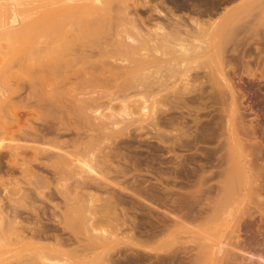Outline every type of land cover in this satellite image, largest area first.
Masks as SVG:
<instances>
[{
	"label": "rangeland",
	"instance_id": "rangeland-1",
	"mask_svg": "<svg viewBox=\"0 0 264 264\" xmlns=\"http://www.w3.org/2000/svg\"><path fill=\"white\" fill-rule=\"evenodd\" d=\"M136 1L97 0L94 4L96 6L95 9L96 11L100 10L99 14L104 15L105 20L95 22V24H99L98 26L93 23L95 26L94 30L93 27H90L92 23L89 25V29L92 30L94 35L91 30L84 32L85 24H88L85 18L81 17L84 20L80 19L81 23L79 24L75 22L77 27L83 23L80 27L81 29L84 28L83 32H81L84 35L75 36L78 39L74 37L75 41L72 39L73 42L68 43L69 46L65 45V48H68L62 50V54L60 53L61 58H64L62 62H59L60 64H56L53 69L54 71L51 69L50 71L49 67L45 66L46 64H37V62L32 66L26 67L25 65L24 67L22 66L24 65L22 60V63L20 60H16L17 62L14 61L10 64L6 82L1 85L3 86L2 90H5L4 93L9 95L11 101L2 108V118H0L1 122L5 119H9L8 121H10L7 129L8 134H4L0 138V181H4V186H7V189L9 188L8 190H10L9 192H11L12 196L17 186L15 183H19L18 185L24 187V191H26L23 195H17V197L14 195L15 198H13L14 196L8 198L7 192L3 193L0 190V196L3 198L1 206L3 210L5 209V213L8 212L7 217L12 216V214H20L18 219L23 227L36 228V226H44L43 228L50 230L51 233L47 234L51 238L40 240L44 244L54 243L53 236L66 238L68 242L65 240L67 244L64 246L65 252L61 256L51 257L49 261H45L46 264H216L217 258L213 257L214 243L216 240H219L220 236L226 233L225 227L222 225L221 216L214 224H210L209 222V225H207V227L214 226L215 224L222 225L220 230L217 229L218 234L213 236L208 230L200 228L205 222L190 221L188 223L186 221L184 224L187 225V228H184L175 222L173 224L174 219L172 215L175 213V215H180L185 209H191L190 211L194 213L203 207L207 208L206 204L209 203L210 200L208 199L211 196L213 203L217 202L220 205L219 207L222 206L220 208L222 209L221 212L225 211V209L228 210L226 208L228 205H231V207L228 206L230 210L236 212L242 205L243 201L237 195L232 194V197L230 195L227 197L225 195L221 196L223 195L222 193L217 194L216 192L210 193L209 195L212 194L211 196L205 194L208 193V187H214L213 189L219 187L220 182L224 180L221 179L222 177L208 180L209 183L208 181L203 182L200 179L203 176H207L209 171H216L214 168H207L208 161L204 159L212 156V159L209 158V162L212 160L214 163L218 158L227 155L226 152L229 144L227 142H231L232 139L230 128L231 130L234 129L235 135L238 139L240 138L241 143L246 148L248 157H245V159H249L250 162L245 159L244 161H248V167L253 168L255 164L257 165L259 159L261 160L260 162L264 159L263 124L260 125L256 121L250 109V104H248V99L243 98L238 90V88L246 90V87L250 86L251 83L254 85L262 84L259 76L254 79L242 77V80L239 81L235 73L234 75L232 72L229 73V78H232L234 87L238 90H235L238 94L235 93L237 103H241L240 105L237 104L239 106L237 107L236 105V111L232 112L229 105L230 99L226 95L225 102L228 103L224 102L223 104L225 105L211 103L210 100L208 102L210 93L207 91H210L209 85L211 83H207L209 82L207 81V75L213 69V64L209 57V60L204 59V61L202 58L199 59V62H192V65H196V67L189 64L193 69H197L193 72L198 73L200 78L195 83H191L189 88H187L188 90L183 89L184 82L181 83L178 76L175 77L176 79L174 77L169 78V74H171L169 70L162 71V68L159 71H155L158 73H155L153 70L148 74L149 70L145 72L142 70V66L138 68L136 65H138L139 53L151 55L153 51L148 49L145 51L133 49L135 46H138L136 45L138 44V37L131 30H127L124 23L126 15L130 16L136 13L138 16L145 18V16L147 17L152 12L147 8L140 7V1L142 0ZM158 1L150 0V3L155 4ZM243 1L230 0L227 2L228 4L225 3V6H231L230 9L236 12ZM252 1L256 2L257 0H250L251 5L242 11L245 15L241 14L243 16L242 20L248 22L250 20L249 23H253L256 17L262 20V26H264V0H258L261 3L258 8L256 7L259 5L258 1L256 3ZM33 4H36V2ZM7 6L5 22L8 30L12 31L19 26L20 19L18 16L16 17L14 6ZM177 13L180 14L181 12ZM77 16L78 14L73 19L80 18ZM155 17L152 16V20L147 24L148 26H153L155 22L160 20L159 18H157L158 20L153 19ZM14 18L15 22H12ZM96 19L98 20V18ZM76 24L74 25L76 26ZM121 24L123 25L121 26ZM73 27L70 26V28L74 29ZM72 29H69V31L73 33L78 28H75L76 30L73 31ZM69 31L68 33H70ZM117 33L119 36H117ZM222 33L220 35L223 37L221 40L225 37V44L222 42L226 48L234 47L238 43V41L235 42L236 39H240V35L242 34L237 33L238 37L236 33L233 35V32H231L232 34H227V31ZM225 33L229 36L224 35ZM127 37H129L130 41L127 40ZM201 40L202 43L207 42V44L210 41V39L204 37ZM105 46L108 57H102V55H99L100 52H98L102 47L105 48ZM125 47L126 50L123 49ZM130 48H132L133 53L130 52ZM85 51L87 55L88 53H94L89 61L84 58L86 55ZM135 53L138 54L134 55ZM81 54L84 56L82 57ZM1 66L0 59V69ZM129 68H133L135 74H131L133 76L129 77L128 80L126 71ZM136 69L142 70V72L140 73L139 70L137 72ZM144 72L146 73L145 75ZM153 73L155 74L153 75ZM156 74L157 77L159 76L163 79L168 77L166 79L167 82L162 87V91L158 94L151 93V91L145 92L146 89L152 88V85L153 87L158 85L157 83L154 84L155 80L159 79V77H156ZM204 76H206V80ZM147 78L148 83H146ZM149 80H153V84L152 82L149 83ZM213 80H217V77L214 76ZM146 84L150 86L146 89L145 87H141L143 85L147 87ZM136 87L142 90H138ZM203 88L205 93L204 100H206L204 103L206 105L204 103V105H197V103L188 102V98L195 97ZM221 88L225 91V88ZM75 90L76 92H74ZM141 92H144L145 96ZM204 128L208 129V134L212 131L214 135V132L217 131L215 135L217 134L219 137L217 135L213 137L212 135L210 139H207L209 138V135L206 133L207 131L201 132ZM209 128L213 129L210 131ZM220 129H224L226 132L223 130L222 133ZM227 131L230 132L229 136ZM205 134L208 136L206 137ZM196 137L197 139L195 140ZM254 137H257V139H254ZM257 145L261 146L262 150H259ZM16 146L21 148L17 150L18 154L15 151L11 153L13 150L11 148ZM257 147L260 152L258 155L256 153L258 152L256 150ZM250 149L253 151L252 155ZM75 152L76 157L82 160L81 166L77 167L79 175L77 177L83 178L87 182L89 181L88 183L91 185L89 187L88 184L87 187L79 190L78 194L70 193L73 188L72 186H74L73 184L76 183V179L72 176L70 177L68 172L63 169L64 167L61 165L59 156H63V154L66 156L67 153L75 154ZM238 155L239 153H236V157ZM262 155L263 159H261ZM252 156L257 159L253 161L254 158L252 159ZM14 157H18L17 160ZM250 163L252 166H250ZM262 165L264 166V161ZM223 166L222 168H227V165L224 164ZM261 171L260 175H263V178L261 177L260 179L264 182V168ZM31 173H35L38 176L37 179L40 180H37L38 190L28 184V180L30 181L31 179ZM95 182H100L97 184L100 185L96 186ZM185 185L186 188L184 187ZM0 187L3 188V186ZM49 190H52L51 194H49ZM136 194L140 197L134 198V196H137ZM75 195H79L76 197L80 199H76ZM121 196L122 200L120 199ZM185 196L186 198L183 200L182 197ZM206 196H208L207 200H205ZM193 197L196 198L194 199ZM81 198L87 199L81 200ZM230 198L231 202L229 201ZM76 201L80 205L77 209L81 207L79 213L76 208L77 211L72 209ZM82 202L83 204H81ZM192 203L194 205H191ZM222 204H226V206ZM55 205L58 207L56 208ZM170 205L171 208H169ZM209 205L212 206V204ZM247 205L253 211L254 207L251 204ZM171 209L172 211H170ZM69 212L71 213L69 214ZM94 215L95 217L92 218ZM90 216H92V220H90ZM6 221L8 220L5 218ZM257 221L258 219L256 218L255 222ZM57 223H62V225ZM163 223L169 224L164 225ZM163 226L166 227L164 228ZM128 227L132 228L131 231ZM91 228L93 231L90 230ZM94 228L96 231H94ZM102 230L105 231L103 232ZM131 233L133 234L131 235ZM95 241L99 244L101 242L102 244H108L102 246ZM7 243L8 240H5L1 242L0 246ZM95 244H98L99 248L100 246L103 248L99 249L97 248L98 245L96 247ZM6 252L8 255H2L4 257H1L0 264L43 263L39 260V257H35L37 256L36 254L27 256L28 253L26 254V251L20 252L15 250V253L12 250Z\"/></svg>",
	"mask_w": 264,
	"mask_h": 264
},
{
	"label": "bare ground",
	"instance_id": "bare-ground-1",
	"mask_svg": "<svg viewBox=\"0 0 264 264\" xmlns=\"http://www.w3.org/2000/svg\"><path fill=\"white\" fill-rule=\"evenodd\" d=\"M96 1L97 0H0V59H1V65H2L1 69H0V86L6 82L7 75H8L9 70H10V68H9L10 64L16 60H20V61L22 60L23 64H24L22 66H24V67H25V65H26V67L32 66V65H34V63L38 62L37 64H42V65L46 64L45 66L49 67L48 68L49 70L51 69L52 71H54L53 69L56 66V64L59 62H62V59L64 58V57L61 58L60 53L62 54V50L68 48V47L65 48V45L69 46L68 43H71V42L75 41L76 39H78L77 38L78 35H81L82 34L81 32H83V30H84V28L81 29V27H80L81 25H83V23L80 24L78 27H77L76 23H78V24L81 23L80 19L85 18V20L88 21V24H85V30H84V32H85V31L91 30V29H89V25L91 23L95 24V22H97V21L98 22L100 20H101L100 22L103 21L104 15H100L99 14L100 10L96 11V9H95L96 6H94V4ZM228 1H230V0H159L157 3L152 4V3H150V0H142V1H140L141 2L140 7L141 8H147L152 13H150V15H148L147 17L145 16V18L138 16L136 13H135V15H130V16L126 15L127 16L126 21H125V23L124 22L123 23H124V26L127 30H131L138 37V44H136L138 46H135L133 49H139L142 51H145L148 49V50L153 51V53H151V55L139 53L141 56L138 55L139 56L138 57L139 63L137 62L138 65H136V66L138 68H140V66H142L143 67L142 70H144L145 72H147L149 70L148 74L150 71L152 72L154 70V72H155V71H159V69H162V68H163L162 71L169 70L171 73V74H169L170 75L169 78L174 77V79H176L175 77L178 76L181 80L180 82L181 83L184 82L183 83V86H184L183 89L184 90H188L187 88H189V85H191V83H195L200 78L198 73L193 72L196 68L193 69L191 67L192 62H194V63L199 62L200 61L199 59H202V58H203L202 60H204V59L209 60V58H210L211 62L213 64V69L210 73L211 76L209 73H208V75L206 74L208 77L207 81H209V82H207V81L206 82L209 84L211 83L209 85L210 91H207L210 93V96H208V102L210 100L211 103H217L218 105H220L226 101V97L228 96V99H230V101L229 100L228 101H229V105L231 107L232 112L236 111V105L239 103H237V97L235 95V93H236L235 90H237V89L234 87L235 85H234L232 78H229V73L232 72L233 75L235 73L236 74L235 76L238 77L239 81L242 80V77H249L251 79H254V78H257V76H259V79L262 81V84H260V85L255 84L256 85L255 86L254 84L251 83L250 86L246 87V90H240L239 88H238V90H239V93L242 94L243 98L248 99V104H250V109L252 110V113H253L256 121L260 125L263 124V133H264V26H262V24H263L262 20L257 19L256 17L253 20V23H249L250 22L249 19H248L249 22L242 20L243 19L242 15H244L242 13V11L246 10V7L248 8V6L251 5L250 0H244L243 3H241L242 5L239 6V9L236 10V12H235V10L230 9L231 6H225L226 5L225 3H227ZM34 2H36V4H33ZM258 4L259 5L256 6L257 8H258V6H260L261 3L258 1ZM7 5L14 6V8H15L14 12L16 14V17L18 16L20 19L19 26L16 27L15 29H13L12 31L8 30V28L6 27L7 26L6 22H5L6 8L8 7ZM134 6H135V4H134ZM177 12H179V13L181 12V13L178 14ZM77 14L80 18L79 19L75 18L76 20H74L73 17L74 16L76 17ZM103 14H105V13L103 12ZM126 14H127V12H126ZM152 16H156L153 19L156 20L157 18H159L161 21L159 20V21L155 22L153 26H148L147 24L150 23V20H152ZM96 18H98V20ZM107 18H109V17H107ZM82 20H84V19H82ZM12 22H15V18L13 19ZM74 24H76V26ZM92 24L90 27H93V30H94L95 26H94V24L92 26ZM69 25L72 27L74 26L73 27L74 29L70 28ZM95 25L98 26L99 24L98 25L95 24ZM122 25L123 24H121V26ZM66 27H68L69 29H72V31L76 30L75 28H78V29H77V31H74L72 33L69 31L68 28L66 29ZM79 28H80V30H79ZM260 28H262V30H260ZM68 31L70 33H68ZM224 31H227V34H230L231 32H233V35H234V33H236V34L242 33L243 35L242 34L240 35L241 36L240 39H236L235 42L238 41V43H236L235 45L233 44L234 47L231 46L229 48H226V46L223 45L225 37H224V39L221 40V38H223V37L220 36L222 32L224 33ZM91 32H92V30H91ZM89 34H91V33H89ZM92 34H93V32H92ZM238 34H237V36H238ZM83 35H84V33L81 36H83ZM224 35H226V33ZM75 36H77V37H75ZM117 36H119L118 33H117ZM117 36L115 35L116 38H118ZM74 37L76 39H73ZM203 37L210 39V41H208V44H207V42L206 43L201 42L202 41L201 38H203ZM80 38H82V37H80ZM72 39H73V41H72ZM127 40H129V37H127ZM129 41H126V42H129ZM74 44H75V42H74ZM224 44H225V42H224ZM99 47H101V46L99 45ZM103 47L100 49V51H98V52H100L99 55H102V57H108L106 46H105V48H103ZM123 49L126 50V47ZM129 50H131L130 52L133 53L132 48H130ZM83 54H81L82 57L86 54L84 56V58L87 59V61H89V59L92 58L94 53L93 54L88 53V55H87V52H86L84 55ZM136 54H138V53H135L134 55H136ZM73 55H72V57H73ZM76 55H77V53H76ZM69 59H70V57H69ZM69 59H68V62H69ZM22 61H21V63H22ZM189 64H191V65H189ZM136 66H135V68H136ZM192 66L196 67V65H192ZM99 67H101V66H99ZM102 68H103V66H102ZM133 68H129L128 71H126V74L128 75V80H129V77L133 76L131 74H133V73L135 74V72H133ZM44 69H46V68H44ZM137 70H139V69H136V71ZM142 70H139V72L141 73ZM169 71H166V72H169ZM145 72H144V75L146 74ZM49 73H52V72H49ZM155 73H158V72H155ZM155 73H153V75ZM214 76L217 77L218 81L213 80ZM156 77H157V74H156ZM210 77H213V78H210ZM230 77H232V76H230ZM166 79L159 77V79L157 80L158 82L154 79L155 80L154 84L157 83L158 85L154 86V87L152 85V88L150 87V89H152V90L146 89L150 86V85L148 86L147 84H146L147 87L145 85H143L141 87H145L146 90L143 88L145 90V92L151 91V93H157L158 94L162 91L163 85L167 82ZM204 79L206 80V76H204ZM146 80H147L146 83H148V78ZM152 81L153 80H151V81L149 80V83ZM152 84H153V82H152ZM220 86L225 88V91ZM136 88L138 90H142V89H139V87H136ZM136 88H134V89H136ZM2 89H3V86L0 87V118H2V108H4L11 101L9 95L5 94L4 93L5 90H2ZM203 90H204V88L201 89L200 92L195 97L188 98V102L194 103V104L197 103V105L203 104L204 101H206V100H204V98H205L204 94L205 93ZM74 92H76V90ZM105 92H107V91H105ZM141 93L145 96L144 92H141ZM209 93H207V94L209 95ZM103 94H105V93H103ZM225 95H226V97H225ZM206 99H207V96H206ZM238 100H239V98H238ZM203 105H201V106H203ZM213 105H215V104H213ZM223 105H225V104H223ZM239 105H237V107ZM143 108H144V106H143ZM193 108H195V107H193ZM199 108H201V107L199 106ZM199 108H198V110H200ZM228 115H230V114H228ZM240 119H242V118H240ZM255 119H253V120H255ZM8 120L9 119H5L2 122L0 121V138H1V136H4V134L5 135L8 134L7 129H8V126L10 125V121H8ZM238 120H239V117H238ZM221 121H223V120H221ZM257 122H256V124H257ZM231 124H233V123H231ZM231 124H230V126H231ZM223 125H224V123H223ZM213 127H214V125H213ZM215 128H217V127L215 126ZM212 129L213 128H209L210 131ZM223 130L224 129H222V130L220 129L221 132ZM205 131H207L206 133L208 134V129H205V128L201 132H205ZM215 132H217V131H215ZM215 132L213 135V132L211 131L208 134L209 138H207V139H210L212 137V135H213V137L216 136L217 134L215 135ZM230 132H231L232 139H231V142H227V143H229L227 152L225 151L227 153V155L224 157L218 158L214 163L212 162V160H211V162H209V158H211L212 156L209 158L206 157L208 160L203 158L204 160L208 161V166H206V167L207 168L209 167V169L214 168V169H216V171H209L207 176H205V177L203 176L202 178H200V177L199 178L203 182H205V181L211 180L215 177L216 178L222 177L221 179H224V180H222L220 182L219 187H217L215 189H213L214 187L213 188L208 187V189H207L208 193H205V194L209 195L210 193L216 192L217 194L222 193L223 195H221V196L225 195L227 197H228V195L231 196L232 194L237 195L242 199V201H243L242 205L237 209L236 212H233L232 210H230V208L228 206L231 207V205H228L226 207L228 210L225 209V211L221 212L222 209H220V208L222 206L219 207L220 205H218L217 202L213 203V200L211 201V198H212V196H211L212 194H211V195H209V196H211V198L208 199L210 201L208 204H206L207 208L203 207L202 209H200L194 213H192L190 211L191 209L190 210L185 209V211L183 210L184 212H181L180 215L179 214L175 215L176 213L174 215H172L173 219H174V221L173 220L172 221H173V224L175 222V223L179 224L180 226H183L184 228H187V225L184 224V223H186V221H188V223L190 221L191 222H194V221L205 222L204 224H202L200 226V228L204 229V230H208L213 236H216L218 234L217 229L220 230L221 226L224 225V227H225L224 230L226 233L223 236H220L219 240H216L214 243V249H213L214 256L213 257L217 258L216 264H264V195H263L264 194V184H263L264 182L260 179L263 176V175L262 176L260 175V172H262L261 170L264 168V166L262 165L263 161H264L263 155L261 158V159H263L262 162H260L261 161L260 159L258 161V163L260 162V164H258V163H257V165L255 164L256 166L254 165L253 168L248 167V165H249L248 161H244L245 157L246 158L248 157V154L246 153L245 146L241 143L240 138L238 139L237 136L235 135L236 133H234V129L231 130V128H230ZM230 132H228V136L230 135L229 134ZM235 132H237V131H235ZM202 135H200V136L202 137ZM208 135L205 134L206 137ZM237 135H239V134H237ZM251 135H253V134H251ZM36 136H38V135H36ZM217 136L219 137V135H217ZM221 136H222V134H221ZM231 137H227V138H231ZM259 138L263 139L262 137H259ZM196 139H197V137L195 138V140ZM254 139H257V137H254ZM261 139H259V140H261ZM261 141H263V140H261ZM261 141H260V144H261ZM198 142H199V140H198ZM253 142H255V141H253ZM179 145H181V144H179ZM263 146H262V148H263ZM258 147L256 150H258ZM260 147H259V150L261 149ZM11 149H13L11 153H13V151H15L18 154L17 150L21 149V148L19 146H16V147H12ZM253 149H255V148H253ZM259 150H258V152H256L257 155L260 153ZM15 152H14V154H15ZM263 152H264V150H263ZM212 153H214V152H212ZM236 153H239V155L237 157H236ZM252 153H253V151L251 152V155H252ZM14 154H12V156H14ZM17 154H16V156H17ZM73 154L67 153L66 156L64 154H63V156H61V155H59V156L61 159V165L64 167L63 169L68 172V175H70V177L72 176L76 179V183L73 184L74 185V186H72L73 188L71 187L72 191H70V193L73 192L74 194H78L79 190L87 187V185L89 184L88 183L89 181L87 182V180L77 177V176H79L78 172H77V167L81 166L82 160L78 159L76 157V152L74 155ZM208 155H210V154H208ZM17 158L18 157H16V158L14 157V159H16V160H17ZM56 158L58 159V157H56ZM253 158L254 157L252 156V159ZM252 159H251V161H252ZM255 159H257V158H254L253 161ZM245 160H249V159H245ZM249 162H250V160H249ZM224 164L227 165V168H222V166ZM20 166H21V164H20ZM26 166H27V164H26ZM250 166H252V164ZM201 169H202V167H201ZM217 169H219V170H217ZM194 170H195V172H197L196 169H194ZM198 171H199V169H198ZM253 171H254V173H253ZM28 172H29V170H28ZM202 172H203V169H202ZM64 173H65V171H64ZM37 177L38 176L35 173H33V174L31 173V177H30L31 179H30V181L28 180V182H29L28 184L35 187L36 189L38 188L37 187V183H38L37 180H39V179H37ZM70 177L68 176L69 179H71ZM77 180H79V181H77ZM94 181H97V180H94ZM197 181H199V180H197ZM98 183H100V182H97V183L95 182L96 186L100 185V184L97 185ZM208 183H209V181H208ZM18 184L19 183H15V185H17V186L15 188V193L13 194V196L15 195L16 197H17V195H23L26 192V191H24V187H21ZM41 185H42V183H41ZM0 186H3V188L0 187L1 192H3V193L7 192L8 198L12 196L11 192H9L10 190H8L9 188L7 189L6 188L7 186H4V181H0ZM90 186L91 185L89 184V187ZM39 187H41V186L39 185ZM184 187L186 188V185ZM44 189H46V188H44ZM171 189L173 190V188H171ZM51 191L49 194H51ZM121 191H122V189H121ZM136 193H138V192H136ZM9 194H11V195H9ZM130 195H132V194L130 193ZM133 195H134V193H133ZM136 195L137 196H134V198L139 196L138 194H136ZM146 195H147V193H146ZM15 196L13 198H15ZM76 196H79V195H75V197ZM123 196H125V195H123ZM186 196H187V194H186ZM186 196L182 197L183 200H184V198H186ZM202 196H204V195H202ZM202 196H200V197H202ZM77 198L78 197H76V199ZM205 198H206L205 200H207L208 196H206ZM71 199H73V198L71 197ZM78 199H80V198H78ZM86 199L87 198H85V199L81 198V200H86ZM120 199L122 200V196L120 197ZM224 199H226V198H224ZM205 200H204V202L206 203ZM2 201H3V198H2V196H0V244H1V242L5 241V240H8V243L6 245L0 246V259H2L1 257H4V256H2L3 254L8 255V253L6 251H12L13 250L15 252V250H17L20 252L26 251V254L28 253L27 256H29L30 254H33V255L36 254L37 256H35V257H39L40 259L39 258L38 259L41 260V262H43L42 264H46L45 261L46 262L49 261L51 257H53V256L57 257L59 255L61 256L65 252L64 246H65L66 241H67L65 237H64L65 239H63V238H60L59 236H53L52 238H54V243H52V244H44V243H42V241L40 242V240L51 238L47 234V233H51L50 230H48L47 228H43L44 226L42 227L41 225H40L41 227L36 226V228L35 227H23L22 223H20V220L18 219V217H20L19 216L20 214L17 215L15 213L16 215L12 214V216H10L8 214V216H10V217L6 216L8 212H6V213L4 212L5 209L3 210L2 206H1ZM174 201H175V199H174ZM218 201H220V200H218ZM224 201H223V203H224ZM229 201L231 202V198ZM49 202H50V200H49ZM77 202L78 201H76V203L74 202L75 205L72 204L73 210L75 208L77 209L80 206V205H78L79 203H77ZM87 202H88V200H87ZM184 202L186 203V201H184ZM191 202H193V201H191ZM227 202H228V200H227ZM245 202H246V204H244ZM221 203H222V201H221ZM81 204H83V202ZM173 204H174V202H173ZM200 204H203V203H200ZM209 204H212V206ZM247 204H251V206L254 207L252 209L253 211L250 210L251 208L247 207L248 206ZM84 205H86V204H84ZM179 205H180V203H179ZM191 205H194V203H192ZM195 205H196V203H195ZM222 205L226 206V204H222ZM86 206H88V205H86ZM57 207L58 206H56V208ZM83 207H85V206H83ZM91 207H92V205H91ZM169 208H171V205ZM180 208H182V206H180ZM79 209H77L78 213H79ZM66 211H69V210H66ZM170 211H172V209ZM87 212H89V211H87ZM174 212H175V209H174ZM70 213L71 212H69V214ZM80 213H81V211H80ZM83 213L86 214L85 212H83ZM79 215L81 216V214H79ZM164 215H165V213H164ZM220 216H221V220L223 221L222 225L215 224L214 226H211V227L208 226L207 227V225H209L208 224L209 222H210V224H214L216 222V220L218 218H220ZM91 217L92 216H90V220H92ZM94 217H95V215L92 218H94ZM5 218L8 221L5 222ZM157 218H159V217H157ZM166 218H168V217H166ZM256 218L258 219L257 222H255ZM97 220H99V219H97ZM100 221H101V219H100ZM172 221H170V222H172ZM61 222L63 223V221H61ZM90 222H88V223H90ZM62 223H57V224L62 225ZM220 223H222V222H220ZM163 224L165 225V224H169V223H163ZM173 224H171V225H173ZM97 225H98V223H97ZM63 226H64V224H63ZM91 226H92V224H91ZM93 226H94V224H93ZM159 226H161V225H159ZM167 226L169 227V225H167ZM174 226H176V225H174ZM92 228L90 229L91 231H93ZM128 228H130V227H128ZM131 229L132 228H130V231H131ZM149 229H151V228H149ZM153 229H154V227H153ZM161 229H162V227H161ZM94 231H96V229ZM162 231H163V229H162ZM119 232H118V234H119ZM133 233H131V235ZM112 236H115V235H112ZM131 238H132V236H131ZM96 240H97V238H96ZM112 240H110V241H112ZM37 241H39V242H37ZM106 242H109V241H106ZM96 243H98V242H96ZM98 244H95V246ZM100 244L102 246L103 245L106 246V244H108V243L102 244V242H101ZM109 244H111V243H109ZM99 245H98V247L97 246L96 247L99 248ZM93 247H94V245H93ZM100 248H101V246H100ZM17 253L19 254V252H17Z\"/></svg>",
	"mask_w": 264,
	"mask_h": 264
}]
</instances>
